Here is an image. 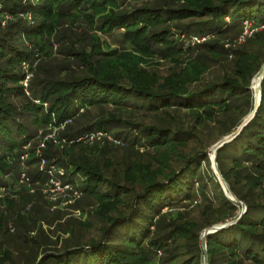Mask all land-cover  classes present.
Wrapping results in <instances>:
<instances>
[{
    "label": "trees",
    "instance_id": "obj_1",
    "mask_svg": "<svg viewBox=\"0 0 264 264\" xmlns=\"http://www.w3.org/2000/svg\"><path fill=\"white\" fill-rule=\"evenodd\" d=\"M132 1L142 0H0V13L14 20L0 33V187L2 176L13 171L7 156L33 140L20 114L33 115L34 124L60 127L98 110L94 121L68 138L104 136V144L97 142L90 151L81 143L66 146L59 159L61 167L67 160L73 164L65 178L84 176L77 188L97 202L104 223L99 238L45 253L38 264H157L159 252L167 256L162 264H202V231L238 219L207 236L208 263L264 264V80L255 117L217 153L224 179L246 204L242 217L214 172L203 170L205 163L210 168L209 149L253 111L249 87L264 65V29L230 48L224 39L238 28L235 36L242 35L247 21L264 26V0H158L166 5L125 8ZM26 13L34 22L22 17ZM79 20L106 36L118 32L120 46L106 50L101 37L81 36L78 46L66 50L77 73L34 84L27 95L22 66H32L35 57L21 39L38 41L53 36L60 22ZM199 38L208 40L192 44ZM228 58L233 59L229 69L201 85L211 62ZM163 63L170 66L167 72H161ZM15 98L25 101L21 111ZM211 127L217 134L213 143ZM116 151L125 165L111 170L109 154ZM199 193L204 197L199 220L176 211ZM4 255L10 257L8 251ZM0 264H7L2 257Z\"/></svg>",
    "mask_w": 264,
    "mask_h": 264
},
{
    "label": "rangeland",
    "instance_id": "obj_2",
    "mask_svg": "<svg viewBox=\"0 0 264 264\" xmlns=\"http://www.w3.org/2000/svg\"><path fill=\"white\" fill-rule=\"evenodd\" d=\"M23 1L32 4L39 3V0ZM155 5L166 4H160L158 0H142L139 2H128L125 8L135 9ZM24 15L22 17H26L31 23L34 22L31 13ZM226 21L228 20L226 19ZM13 22L14 20L4 18L3 13H0V33L9 31ZM73 24L69 21H62L59 24L58 31L53 36H44L38 41H32L24 37L19 42L20 44L24 43L27 49L34 51L35 57V62L32 66L24 64L22 66V69L27 73V77L22 81L27 95H31L34 84L50 79L53 81L67 79L69 71L72 70L77 73L78 64L74 60L66 59L68 57L66 50L78 46L76 41L81 36L97 35L101 37L102 41L106 42L104 44L106 50L120 46L115 44V38L119 35L118 32H115L114 36H106L89 28L83 20ZM173 25L170 26L174 28L175 26ZM239 31L240 29L238 28L235 31L236 34L224 39L226 48H230L237 43H243L240 42L241 35L235 36ZM206 40L208 38L193 39L192 44H202ZM82 44L88 45L89 42L83 41ZM42 47L44 49L40 51ZM232 60V58H228V60L211 62L212 67L204 76L201 85L214 82L220 78L222 73L227 71L229 66L232 65ZM169 67V64L163 63L161 72H167ZM61 69L65 74L60 71ZM256 75L249 87L252 93V106L254 107L257 94L259 93ZM12 102L19 111L22 110V106L25 103L20 98L12 99ZM36 102L37 104L40 103V101ZM49 106V104L43 106L45 111L48 110ZM254 107L252 108L254 109ZM248 108V104L244 103V110ZM97 113L99 111L94 110L92 115H85L81 122L65 123L60 127L43 125L40 120L37 124H34L32 122L35 118L33 115L20 114L19 119L29 127L33 134V140L24 146L23 149L7 156V161L13 165V171L2 176L4 185L0 187V257L7 264H12V261L15 264H38L45 253H63L65 247L71 246L74 242L81 241L85 243L92 238H99L104 223L96 213L97 202L92 197L84 195L77 188L81 187V180L84 176L74 174L65 178L66 173V175H70L67 168H71L73 164L66 159V162H68L66 167H61V162L59 161V159L65 158L62 151L66 146L81 143L84 149L89 147V150L86 151H90L97 142L102 141L101 145L104 144L103 139H101L104 137L102 134L78 137L76 139L68 138L70 134H73L85 124L94 121L98 117ZM40 115L41 113L38 114V117ZM52 122H54V117ZM211 131L210 135H213L211 142L213 143L217 141L215 136L217 134L213 127H211ZM108 139L113 141L112 136H109ZM60 142L64 144H60ZM218 142L209 149L210 168L208 163H205L203 165L205 173L212 170L215 174L212 150ZM115 144L118 146L117 142ZM139 151L140 154L145 153L143 149H139ZM83 152L85 150H77L80 155ZM120 152L116 151V153L109 154V157L113 156L111 170H119L125 165ZM3 154L4 152L0 153V155ZM33 158L35 159L33 160ZM38 172L46 176V179L38 180ZM216 178L220 183L219 178L217 176ZM66 181H72L76 185L67 184L68 182ZM210 187L212 188V185ZM221 187L223 188L222 185ZM210 196H213L212 192ZM203 198L199 193L193 202L178 205L176 211L179 209L181 212H190L189 217L199 220ZM237 204L240 206L239 213L241 212L242 214V206L239 203ZM164 211L166 212L167 209H164ZM206 230H203L200 236V247L203 252L202 264H204L202 235ZM169 245H171L169 246L170 248L174 247L172 243ZM6 251L9 252L10 257L4 255ZM174 252L179 253V250L177 249ZM165 257H167L165 253L159 252L158 259L160 261L157 264H162Z\"/></svg>",
    "mask_w": 264,
    "mask_h": 264
},
{
    "label": "water",
    "instance_id": "obj_3",
    "mask_svg": "<svg viewBox=\"0 0 264 264\" xmlns=\"http://www.w3.org/2000/svg\"><path fill=\"white\" fill-rule=\"evenodd\" d=\"M256 78L260 79V85H259V93L256 97L255 100V107L253 109V111L244 119V121L242 122V124L238 127V129L231 135L226 136L225 138H223L221 141H219L216 146L213 148L212 150V155H213V168L215 171L216 176L219 178L221 185L224 188V191L227 195V197L229 199H231L232 201L241 204L242 206V214L241 217L243 216V214L246 213L247 211V207L245 205L244 202L240 201L231 191L230 185L228 184V182L224 179L219 167H218V163H217V153L218 151L226 144L230 143L231 141H233L241 132L242 130L251 122V120L255 117L260 104H261V100H262V82L264 80V65L262 66L261 70L259 71V73L256 75ZM240 217V218H241ZM239 220V219H238ZM238 220L233 221L231 223L228 224H224V225H218V226H214L211 227L209 229H207L203 235H202V241H203V250H204V264H209L208 263V254H207V236L213 233H216L218 231H221L225 228H228L229 226L236 224L238 222Z\"/></svg>",
    "mask_w": 264,
    "mask_h": 264
},
{
    "label": "built area",
    "instance_id": "obj_4",
    "mask_svg": "<svg viewBox=\"0 0 264 264\" xmlns=\"http://www.w3.org/2000/svg\"><path fill=\"white\" fill-rule=\"evenodd\" d=\"M4 18H9V16L4 15ZM229 21V18H226ZM264 29V26L256 27L251 22H245L244 23V31L241 35L240 42H245L247 38H250L254 33L259 32ZM60 144H64L63 142H60Z\"/></svg>",
    "mask_w": 264,
    "mask_h": 264
},
{
    "label": "bare ground",
    "instance_id": "obj_5",
    "mask_svg": "<svg viewBox=\"0 0 264 264\" xmlns=\"http://www.w3.org/2000/svg\"><path fill=\"white\" fill-rule=\"evenodd\" d=\"M258 85H260V79L256 78ZM258 95V94H257Z\"/></svg>",
    "mask_w": 264,
    "mask_h": 264
}]
</instances>
